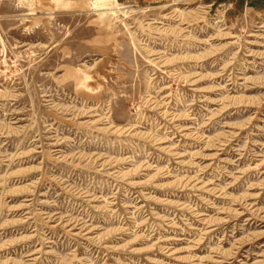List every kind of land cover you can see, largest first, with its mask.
I'll list each match as a JSON object with an SVG mask.
<instances>
[{
    "label": "rangeland",
    "instance_id": "rangeland-1",
    "mask_svg": "<svg viewBox=\"0 0 264 264\" xmlns=\"http://www.w3.org/2000/svg\"><path fill=\"white\" fill-rule=\"evenodd\" d=\"M39 1L0 0V264H264V0Z\"/></svg>",
    "mask_w": 264,
    "mask_h": 264
},
{
    "label": "bare ground",
    "instance_id": "bare-ground-1",
    "mask_svg": "<svg viewBox=\"0 0 264 264\" xmlns=\"http://www.w3.org/2000/svg\"><path fill=\"white\" fill-rule=\"evenodd\" d=\"M32 1H33L34 3H35V2H37V3L40 2L39 0H32ZM107 1H108V0H97V2H99V4H100V7H98V6H96V7H98V9H102L101 6H104L103 9L110 10V12H108L109 14H114V12H113L114 10H113V9H116V8H117V6H116V5H117L116 0H110V3H109V6H110V7H109V8H108V7H107V8L105 7V6L107 5V3H106ZM176 9H177V8H176ZM177 10H178V9H177ZM178 11H179V10H178ZM108 13H103V14L106 15V14H108ZM262 25H263V24H262ZM111 26H112V23H111L110 21L106 23V27L110 28ZM254 42H255V41H254ZM88 77H90V76H88V75L85 76V78H88ZM115 128H116V129H122V128H123V130H124V129H127L128 127H120V126H116ZM123 130H122V131H123Z\"/></svg>",
    "mask_w": 264,
    "mask_h": 264
}]
</instances>
